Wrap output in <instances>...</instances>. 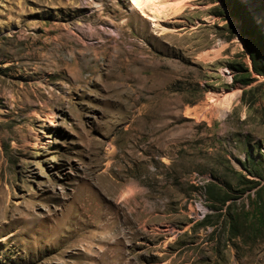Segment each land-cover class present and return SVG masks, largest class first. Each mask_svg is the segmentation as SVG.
I'll return each instance as SVG.
<instances>
[{"label":"rangeland","instance_id":"374dc122","mask_svg":"<svg viewBox=\"0 0 264 264\" xmlns=\"http://www.w3.org/2000/svg\"><path fill=\"white\" fill-rule=\"evenodd\" d=\"M134 1L0 0V264H264V0Z\"/></svg>","mask_w":264,"mask_h":264},{"label":"bare ground","instance_id":"6f19581e","mask_svg":"<svg viewBox=\"0 0 264 264\" xmlns=\"http://www.w3.org/2000/svg\"><path fill=\"white\" fill-rule=\"evenodd\" d=\"M162 3H157L156 0H135L136 9L144 11L147 10L151 16V20L154 22V26L162 28L164 32H169L171 29L165 27L161 24L163 17L166 15L174 13V16L180 15L184 12V9L188 6V2L192 0H163ZM220 49L212 48L208 51L201 52L199 57L203 61H211L217 58L220 54ZM130 55V54H129ZM144 60V59H143ZM225 72V71H224ZM216 97L211 94L209 97V105L215 104ZM217 104V103H216ZM232 105L229 101L221 99V102L218 103L217 111L221 117H224L228 112L231 111ZM199 211L203 213V216L208 212V209L202 204L199 203L197 206Z\"/></svg>","mask_w":264,"mask_h":264}]
</instances>
